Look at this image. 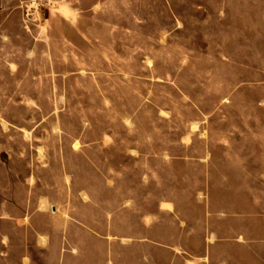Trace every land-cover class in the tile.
Masks as SVG:
<instances>
[{
    "label": "rangeland",
    "instance_id": "1",
    "mask_svg": "<svg viewBox=\"0 0 264 264\" xmlns=\"http://www.w3.org/2000/svg\"><path fill=\"white\" fill-rule=\"evenodd\" d=\"M0 264H264V0H11Z\"/></svg>",
    "mask_w": 264,
    "mask_h": 264
},
{
    "label": "crops",
    "instance_id": "2",
    "mask_svg": "<svg viewBox=\"0 0 264 264\" xmlns=\"http://www.w3.org/2000/svg\"><path fill=\"white\" fill-rule=\"evenodd\" d=\"M10 4L13 5V3H11V0H0V16L4 14L5 12H7L8 8L10 7ZM0 26L2 27L3 25H0ZM0 37H3V36H0Z\"/></svg>",
    "mask_w": 264,
    "mask_h": 264
},
{
    "label": "built area",
    "instance_id": "3",
    "mask_svg": "<svg viewBox=\"0 0 264 264\" xmlns=\"http://www.w3.org/2000/svg\"><path fill=\"white\" fill-rule=\"evenodd\" d=\"M44 1L48 2V4H51V3H53V2H55L57 0H44Z\"/></svg>",
    "mask_w": 264,
    "mask_h": 264
}]
</instances>
